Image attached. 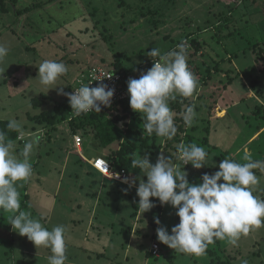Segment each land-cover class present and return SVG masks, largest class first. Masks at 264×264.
I'll list each match as a JSON object with an SVG mask.
<instances>
[{
    "label": "rangeland",
    "instance_id": "obj_1",
    "mask_svg": "<svg viewBox=\"0 0 264 264\" xmlns=\"http://www.w3.org/2000/svg\"><path fill=\"white\" fill-rule=\"evenodd\" d=\"M220 1L221 4L217 0H146L140 3L137 0L131 3L134 5L131 10L119 8L117 0L6 1V11L0 6V44L8 48L7 56L0 62V119H16L22 123L25 133L30 132L34 122L29 116L53 113L54 104L69 103L59 89L72 93L80 71L95 63L109 69L117 59L139 79L141 73L151 68L149 62L152 58L147 52L158 48L161 54H165L177 48L185 37V31L196 29L197 22L208 20L211 23L216 20L218 12H227L223 5L229 6L232 1ZM34 3L42 5L23 11ZM140 6L155 12V17L148 15L146 20H138L140 9L137 8ZM233 14L231 28L236 29L233 38L219 42L213 38L216 31L200 34L201 39L211 42V45L204 48L202 56L198 55L197 63H207L203 68L206 74L208 65L213 66L212 59H215L220 62L218 67L221 71L212 74L206 85L199 80L196 93L190 97L201 105V110L196 111L201 116L200 121L196 119L194 123L198 127L191 134L196 138L192 144L203 147L208 154L206 166L183 169L181 163L175 165L187 172L188 180L193 184L201 183L204 173L218 171L223 159L243 164L248 162L243 159L247 153L252 161H264V130L257 133L255 137L258 139H253L258 128L264 126V112L254 113L257 106L264 107V63L257 60L249 46L254 44V35H261L259 37L264 39V32H259L264 27V0H245ZM156 18L166 20L159 25L158 32L153 30L152 22ZM189 18L195 22L192 28L187 27L186 20L192 21ZM222 32H227V29H222ZM256 32L258 34H254ZM229 55L234 57L229 60ZM44 60L63 62L68 67L67 74L54 85H42L38 67ZM200 95L203 97L199 100ZM41 96L47 98L46 103L34 107L33 99ZM169 106L173 110L170 102ZM206 126L212 130L208 137L210 146L202 144V139L207 136L204 132ZM38 129L41 130L40 127ZM81 136L85 143V135ZM13 144L15 154L22 159L21 146L16 142ZM72 144L69 125H59L50 140L45 137L44 142L35 147L30 159L33 168L31 178L17 185L20 210L40 219L49 230L54 226H65L66 264H211L212 256L208 252L201 256L179 253L159 242L156 232L159 225L155 218L171 234V228L179 223L177 209L164 205L161 214L140 211L136 219L134 204L138 205L139 197L135 189L129 188L127 192L123 189L110 195L105 193L99 210L108 208L105 212H110L108 219L114 224L101 222L103 225H99L95 222L87 230L91 198L83 194H96L97 191L96 186L89 188L86 185L87 176L84 177L82 171H78V177L77 173L71 174L76 167L73 160L78 159L75 150L69 148L68 152L67 147ZM85 145L88 149L84 155L88 159L104 154L95 141H87ZM158 152L153 155L139 148L132 158L147 155L150 163L154 164L159 155L170 158V154H174L165 149ZM131 165L132 160L127 171L135 177L138 187L139 182H146L147 177ZM80 166L86 167V164ZM66 168L68 175L63 181L62 197L76 196L69 204L62 203L60 196L57 197L59 193H55L60 171ZM253 171L259 178L253 194L264 200V172L260 169ZM95 175L99 176V173L95 172ZM115 184L108 183L111 188ZM54 202L59 214H56L58 219L51 220L48 217ZM106 203L111 207H105ZM11 215L0 210V264H48L52 255L50 249L36 247L26 236L14 231L9 223ZM153 242L161 246L162 257L159 260L152 255L147 256ZM208 247L216 253L219 261L230 256L232 264H244L245 261L247 264H264V226L241 236L237 246L225 239ZM98 252L104 256H99ZM215 264L220 263L216 261Z\"/></svg>",
    "mask_w": 264,
    "mask_h": 264
},
{
    "label": "clouds",
    "instance_id": "obj_2",
    "mask_svg": "<svg viewBox=\"0 0 264 264\" xmlns=\"http://www.w3.org/2000/svg\"><path fill=\"white\" fill-rule=\"evenodd\" d=\"M7 54L8 48L0 44V62ZM147 55L153 58V66L146 73H141L139 79L129 78L127 81L130 108L143 116V127L149 136L155 134L172 140L177 134V126L174 122L176 113L169 106V101L176 100L177 96L193 97L198 89V80L189 67L188 48L183 41L165 54H161L158 48H152ZM67 72L68 67L55 60H44L38 67V76L44 86L56 84ZM90 84H83L73 93L59 89L60 94L67 96L71 112L76 116L93 111L100 113L101 106H111L115 89L102 82L96 87H90ZM196 117L195 105L186 106L182 113L184 125L192 127ZM7 128L17 132L21 138L26 135L30 138L24 143L21 159L15 154L14 144L0 131V210L13 214L9 223L20 236H26L36 247L50 249L52 255L48 264H66L65 226L58 225L49 230L40 219L20 210L17 185L33 175L30 159L43 132L26 134L22 123L16 119H10ZM176 148L177 159L182 162L183 169L188 164L195 169L206 166L208 154L203 147L181 143ZM243 159L248 162L241 164L223 159L218 171L204 173L202 182L193 184L189 182L187 172L163 154L154 164L150 163L147 155L133 157L131 166L139 168L147 177L146 182L141 180L137 187L141 213L156 206L150 198H158L161 206L171 205L177 209L179 223L171 228V234L155 218V223L159 225L156 230L158 241L175 252L201 256L217 240L227 239L231 245L237 246L241 236L264 226V200L253 194L254 187L259 183L253 170L264 172V161H252L247 153ZM122 182L130 187L135 185V180L128 177ZM124 191L127 192V189ZM154 257H160V253Z\"/></svg>",
    "mask_w": 264,
    "mask_h": 264
},
{
    "label": "trees",
    "instance_id": "obj_3",
    "mask_svg": "<svg viewBox=\"0 0 264 264\" xmlns=\"http://www.w3.org/2000/svg\"><path fill=\"white\" fill-rule=\"evenodd\" d=\"M6 1L8 0H0V6L3 11L7 10ZM54 0H50L53 2ZM137 0H117L118 7H126L127 9H133L131 3L136 2ZM140 2H145L146 0H138ZM218 3H222L220 0H217ZM245 0H237L236 2H232L229 6L223 5L224 8L227 9V12L221 11L218 12L216 15V20L211 21L202 20L201 22H197V27L194 30L185 31V37L181 40L183 41L188 48V64L191 71L196 76L197 80L202 84H207L208 80L211 78L212 74H217L221 69L218 67L220 62H216L215 59H212L214 62L213 66L210 64L207 67L206 74L204 73L203 68L207 66V63L198 64L197 57L198 55L204 54V48L206 46H210L211 42L204 41L201 39L200 34L202 32H209L213 31L215 33L214 39H218L219 42L231 39L235 36V30L231 27L234 23V14L233 11L238 8L240 5L244 4ZM137 3V5L139 4ZM41 3H34L32 6L25 8L23 11H29L36 7H41ZM146 7L140 6L137 9L138 11V20L143 18L146 20L148 15H152L155 17V12L146 8L147 11H144ZM191 19V18H189ZM192 20V19H191ZM236 20V19H235ZM163 22H166L162 19ZM162 21L159 18L153 20V30L157 31L159 25L162 24ZM237 21V20H236ZM187 27L192 28L193 24H195L194 20L188 21L186 20ZM227 29V32H222V29ZM264 32V27L259 32ZM158 32V31H157ZM204 32V33H205ZM203 34V33H202ZM258 34V32L254 33ZM261 35H254V44H249L250 48H252L253 54L256 55L258 61H262L264 63V39L259 37ZM166 36L165 38H167ZM180 42V43H181ZM176 49V48H175ZM229 60H231L234 56L229 55ZM97 64V63H95ZM93 64V65H95ZM89 65L86 69L80 71V73H84L89 67L93 66ZM98 65V64H97ZM149 65L153 66V58L150 60ZM109 71L113 72L114 74H119L123 77H126L128 74H133L132 71L126 70L124 65L121 61L115 60L110 64ZM80 74V75H81ZM134 75V74H133ZM136 78V76L134 75ZM137 79V78H136ZM123 80V79H122ZM74 87V86H73ZM124 89L127 90V81L124 80ZM203 95H200L198 99L200 100ZM47 98L45 96H41L40 98H34L32 104L34 107L42 106L46 103ZM129 98L111 104L110 107L101 106V112H91L86 115L80 116H73L71 112L72 109L68 102H61L56 103L53 106V113L42 112L35 116H29V119L34 122V125L31 128V133H35L38 131L39 127L42 128L43 136L40 140V145L44 142L45 137L49 140L51 136L58 130L59 125L63 123H67L70 127V130L73 134L80 132L84 134L87 141H95L98 143L99 147L101 148L102 152H104L103 157L109 162L112 169L115 171L126 170L129 162L132 160V156L135 152L142 148L151 154H155L156 151L159 150L160 153L161 149L170 150V159L173 160V163L176 164L179 162L177 159L178 153L176 146L178 144H185L190 145L196 140V138L191 134V131L198 127V124H194L192 127L188 128L184 125L182 119V113L185 111L186 106L195 105V111L201 110V105H197L196 100L192 98H183L177 96L176 100L169 101L173 110L175 111L176 115L174 117V122L177 126V134L172 140H167L165 138H158L155 134L149 136L146 131L144 130V118L141 114L134 112L130 108ZM264 112V107L257 106L254 110V113L261 114ZM199 115H197V121H200ZM72 118V119H71ZM202 121V120H201ZM8 120H1L0 119V131L5 133L6 139L10 142L18 143L21 148L23 149L24 143L20 141L19 134L15 131H11L7 128ZM264 130L263 127H259L258 131L255 132V135L259 132ZM211 127L206 126L204 128V132L206 133V137L202 139V144L209 145V135L211 132ZM28 132V131H27ZM26 134H29V132ZM264 132V131H263ZM26 140L30 138L28 135L25 136ZM85 142V143H86ZM84 143V148L88 149ZM210 146V145H209ZM100 150V151H101ZM20 151V150H19ZM173 155V156H172ZM81 161V160H80ZM83 162V161H81ZM192 166V165H191ZM121 187H126L125 184L120 183ZM128 188V187H126ZM132 189V188H131ZM153 203L156 205L150 211L152 213L161 214L163 211V206L160 205L158 198H150ZM135 205V206H134ZM136 211L134 214L136 215L137 212L140 210L138 205L134 204ZM212 256L211 264H215L218 261L220 264H232V258L229 256L225 260H220L218 257L216 258V253L209 247L207 251ZM215 254V257H213ZM234 259V258H233Z\"/></svg>",
    "mask_w": 264,
    "mask_h": 264
},
{
    "label": "crops",
    "instance_id": "obj_4",
    "mask_svg": "<svg viewBox=\"0 0 264 264\" xmlns=\"http://www.w3.org/2000/svg\"><path fill=\"white\" fill-rule=\"evenodd\" d=\"M222 112H225V109H223L222 110ZM41 130H42V128H41ZM40 130V131H41ZM36 132H38V131H36ZM35 132V133H36ZM34 133V132H33ZM33 133H31V132H29V134H33ZM71 134H72V138H73V144L72 145H69L68 147H67V149H68V152H70L69 151V148H71L72 150H75L77 153L75 154V155H77L78 156V159H76V160H73V163L76 165V167L75 168H73L72 169V172H71V174H73V175H75L76 173V177H78V171H82V173H83V175H84V177L85 176H87V178H86V185L87 186H89V188H94L95 186H96V191H97V193L96 194H94V193H85V194H83V195H85V197L87 198H91V201H90V203H89V205H88V213H89V221H88V227H87V230H89L90 229V227L92 226H94V223L95 222H98L99 223V225H103L102 223L103 222H106V224H110V225H113L114 223L112 222V220L111 219H108V216H109V213H107V212H105V210H107L108 208H104V209H102L101 211L99 210L100 209V207H101V205H102V196H104L105 195V193H109V195L110 194H112L113 192H117V191H121V190H123V189H129V188H132V189H135L136 191H137V185L135 184L134 186H132V187H130L129 185H125L126 187H128V188H126V187H121L119 184V182H115V181H112V180H110V179H108V178H106V177H104V175H102L100 172H98L94 167H93V165H92V160H94L95 158H91V159H88L85 155H84V151H85V148H84V139H83V143H82V145L81 146H79V147H77L76 145H75V142H74V135L75 134H73L72 133V131H71ZM77 135H82L80 132H77L76 133ZM257 135V134H256ZM256 135H254V137H253V139H258L257 137H255ZM82 137V136H81ZM39 144H40V142H39ZM71 153H74V152H71ZM96 158H103V159H105V157H103V155L102 156H100V157H96ZM71 159V158H70ZM67 161H68V157H67V159H66ZM83 161V162H81V161ZM106 160V159H105ZM70 161V160H69ZM77 161V162H76ZM107 161V160H106ZM108 162V161H107ZM82 163H85L86 164V167H82V166H80V164H82ZM73 164V165H74ZM80 166V167H79ZM98 168H100L101 170H103V171H106V167H105V164L104 163H102V162H100L99 164H98ZM68 169L66 168V169H63V170H61L60 171V179H59V182H58V186H57V188L55 189V193L56 194H58L57 195V197L58 196H60V198H61V202L62 203H70V201H72V200H74L75 199V194L74 195H71L68 199H63V197H62V194H61V192H62V190L64 189V183H63V181L67 178V176L66 175H68ZM97 172V173H99V176H96L95 175V172ZM127 172H129V171H127ZM70 176V175H69ZM73 176H71L70 178H72ZM92 178V180H95L94 182H92L90 179ZM133 178V177H132ZM133 180H135V177L133 178ZM88 181H91V182H88ZM135 181H137V180H135ZM108 183H116L115 184V186L114 187H110L109 185H108ZM61 186V187H60ZM72 186V185H71ZM70 186V187H71ZM67 191H68V188H67ZM124 191V190H123ZM69 194H71L70 193V191H69ZM56 205V202H54V204H53V206H52V208H51V210H50V213H49V219H51V220H56V219H58L57 218V215L56 214H59L58 212H57V205ZM105 205V207H111V205L109 204V203H106V204H104ZM109 211V210H108ZM139 215H140V210L137 212V214H136V219L139 217ZM57 222V221H56ZM102 222V223H101ZM100 228V227H99ZM126 251V250H125ZM127 252V251H126ZM101 254H103V253H101V252H98V255L99 256H104V255H101ZM150 255H152L151 254V249L149 250V252H148V254H147V256H150ZM161 257H162V255H160V257H156L158 260L159 259H161Z\"/></svg>",
    "mask_w": 264,
    "mask_h": 264
},
{
    "label": "built area",
    "instance_id": "obj_5",
    "mask_svg": "<svg viewBox=\"0 0 264 264\" xmlns=\"http://www.w3.org/2000/svg\"><path fill=\"white\" fill-rule=\"evenodd\" d=\"M232 2H236L237 0H231ZM154 63V61H153ZM129 78H134L133 74H128L126 77H123L119 74H114L113 72L109 71L108 69L104 68L101 65H93L89 67L84 73L80 75V78H78L77 82L74 84L73 91L75 89L79 88L83 84H90V87H96L98 84L101 82L104 84H107L110 88H114V96L112 98L111 104H114L116 102H119L121 100H124L126 98H129V93L128 90L124 89V80L128 81ZM101 79V80H100ZM123 79V80H122ZM91 113V112H90ZM73 116H76L73 114ZM72 119V118H71ZM74 142L77 147L81 146L83 143V138L80 135L75 134L74 136ZM20 141L25 142L26 138H21L19 136L18 138ZM102 162L107 165L106 171L101 170L98 168V164ZM179 162L182 164V162L179 160ZM92 165L93 167L100 172L104 177L115 181L119 182L125 185H129L127 183H123L122 180L125 177H128L130 180H133L132 176L126 171V170H121V171H115L112 169L111 165L109 162H107L103 158H96L92 160ZM183 166V164H182ZM191 164L185 165L184 167H189ZM195 169V168H194ZM152 254L154 256H158L160 253V245L157 242H153L151 246Z\"/></svg>",
    "mask_w": 264,
    "mask_h": 264
}]
</instances>
